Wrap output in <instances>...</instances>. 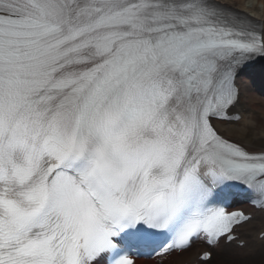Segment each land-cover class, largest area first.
Instances as JSON below:
<instances>
[{
	"label": "snow or ice",
	"instance_id": "snow-or-ice-1",
	"mask_svg": "<svg viewBox=\"0 0 264 264\" xmlns=\"http://www.w3.org/2000/svg\"><path fill=\"white\" fill-rule=\"evenodd\" d=\"M257 59L264 21L221 0H0V264L236 240L235 202L264 211V119L232 112Z\"/></svg>",
	"mask_w": 264,
	"mask_h": 264
},
{
	"label": "bare ground",
	"instance_id": "bare-ground-1",
	"mask_svg": "<svg viewBox=\"0 0 264 264\" xmlns=\"http://www.w3.org/2000/svg\"><path fill=\"white\" fill-rule=\"evenodd\" d=\"M227 5L237 6V11H242L257 21H264V0H252L253 5L257 7L247 8L244 5L247 0H221ZM251 68V67H250ZM240 88V103L236 110L245 120L249 119V114L258 122L264 119V59L255 63L247 71L241 72L236 81ZM215 126L221 132H226L233 127L231 123L217 122ZM247 208V207H246ZM252 212L253 220L239 227L236 232L239 236L237 241H245V247H238L235 242L224 244L220 242L214 249V257L206 264H226L233 261L236 264H264V241L258 239L259 232L264 229V215L261 212ZM205 246L197 242L186 251L176 253L166 258V260H154L152 262L139 261V264H200L197 255L198 251Z\"/></svg>",
	"mask_w": 264,
	"mask_h": 264
},
{
	"label": "rangeland",
	"instance_id": "rangeland-1",
	"mask_svg": "<svg viewBox=\"0 0 264 264\" xmlns=\"http://www.w3.org/2000/svg\"><path fill=\"white\" fill-rule=\"evenodd\" d=\"M262 253L264 252V249H262L261 251ZM209 264V263H208ZM226 264H236L235 262H233L232 260L231 261H228Z\"/></svg>",
	"mask_w": 264,
	"mask_h": 264
}]
</instances>
